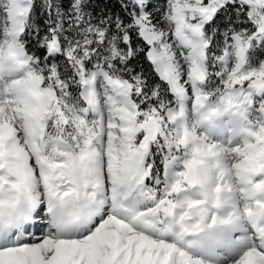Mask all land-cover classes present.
Here are the masks:
<instances>
[{"label": "snow or ice", "instance_id": "obj_1", "mask_svg": "<svg viewBox=\"0 0 264 264\" xmlns=\"http://www.w3.org/2000/svg\"><path fill=\"white\" fill-rule=\"evenodd\" d=\"M0 0V264H264V0Z\"/></svg>", "mask_w": 264, "mask_h": 264}, {"label": "trees", "instance_id": "obj_2", "mask_svg": "<svg viewBox=\"0 0 264 264\" xmlns=\"http://www.w3.org/2000/svg\"><path fill=\"white\" fill-rule=\"evenodd\" d=\"M103 2H105V0H102V4H103ZM106 2H108L110 4V6L111 5H114L115 6V7H111L110 10H112V11H118L119 5L116 2V0H106Z\"/></svg>", "mask_w": 264, "mask_h": 264}]
</instances>
